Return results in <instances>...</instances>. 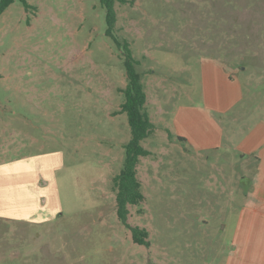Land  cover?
<instances>
[{"label":"rangeland","instance_id":"1","mask_svg":"<svg viewBox=\"0 0 264 264\" xmlns=\"http://www.w3.org/2000/svg\"><path fill=\"white\" fill-rule=\"evenodd\" d=\"M27 1L36 9L16 0L0 17V161L61 152V211L40 224L0 220V264H225L238 231L254 226L251 195L264 192L238 148L264 142V0L115 6L114 35L141 63L156 123L138 166L145 199L128 220L150 246L117 213L113 179L132 134L118 114L127 76L106 10Z\"/></svg>","mask_w":264,"mask_h":264},{"label":"crops","instance_id":"2","mask_svg":"<svg viewBox=\"0 0 264 264\" xmlns=\"http://www.w3.org/2000/svg\"><path fill=\"white\" fill-rule=\"evenodd\" d=\"M223 78L226 80L225 75H223ZM231 80L229 82L232 83ZM237 101L232 100V103H230L234 105ZM222 110L224 109H220V111ZM154 124L156 125L155 122ZM209 126L217 131L215 144H220L222 130L212 120V117L208 118ZM208 146L212 147L209 143ZM238 148L245 163L247 160L252 159L257 162L260 168L259 180L261 179L264 184V142H258L253 146L244 143ZM63 162L61 152L0 161V220L40 224L55 218L61 211V198L55 175L57 171L62 169ZM247 208L249 212L244 211V213L250 217L251 224H254V226L249 233L242 229L238 231L233 240L237 249L226 259L225 264H264L263 188L254 191ZM261 226L263 227L262 232L260 234L255 233L254 231ZM246 243H248L247 247ZM258 244L263 250L259 251L253 248V251H249L250 246L254 245L256 247Z\"/></svg>","mask_w":264,"mask_h":264},{"label":"trees","instance_id":"3","mask_svg":"<svg viewBox=\"0 0 264 264\" xmlns=\"http://www.w3.org/2000/svg\"><path fill=\"white\" fill-rule=\"evenodd\" d=\"M16 0H0V17ZM25 9H36L27 0H19ZM106 10L108 30L107 34L114 38L122 50L124 64L126 68L127 85L121 92L125 100L121 105L119 113H126L131 128L132 138L124 145L126 159L122 171L113 179L116 190V207L120 221L131 230L136 243L150 246L148 241L149 233L145 229L132 227L128 220L130 216V206L141 203L145 197L142 193V185L138 178V166L141 158L148 157L152 153L147 150L142 142L150 138L155 132L156 125L152 121L148 110V95L146 85L143 82V74L139 72L140 62L133 56L130 44L125 41L120 42L114 35L117 24L116 4L121 5L135 3V0H100ZM183 140V139H181Z\"/></svg>","mask_w":264,"mask_h":264}]
</instances>
